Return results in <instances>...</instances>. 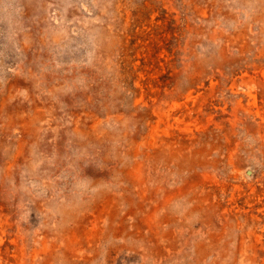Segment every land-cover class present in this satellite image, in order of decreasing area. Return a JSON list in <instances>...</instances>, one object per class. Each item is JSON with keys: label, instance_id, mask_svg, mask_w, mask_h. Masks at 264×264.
<instances>
[{"label": "rangeland", "instance_id": "374dc122", "mask_svg": "<svg viewBox=\"0 0 264 264\" xmlns=\"http://www.w3.org/2000/svg\"><path fill=\"white\" fill-rule=\"evenodd\" d=\"M0 264H264V0H0Z\"/></svg>", "mask_w": 264, "mask_h": 264}]
</instances>
